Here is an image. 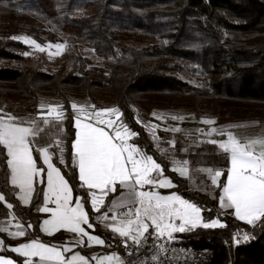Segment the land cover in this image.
Returning a JSON list of instances; mask_svg holds the SVG:
<instances>
[{
	"label": "trees",
	"instance_id": "obj_1",
	"mask_svg": "<svg viewBox=\"0 0 264 264\" xmlns=\"http://www.w3.org/2000/svg\"><path fill=\"white\" fill-rule=\"evenodd\" d=\"M6 18L34 19L54 35L86 44L109 65L107 76L85 68L86 61L77 47L70 45L59 56V65L48 69L50 62L45 56L27 57L26 45L0 36V96L31 100L27 104L36 110L39 97L49 95L63 106L64 163H60L54 145L49 149L74 198L86 201L94 235L115 246L116 242L94 222L88 192L81 187L73 164L75 129L69 97L92 99L96 90L106 89L123 114L121 120L138 134L130 143L152 155L164 169V177L171 179L173 187L162 192L177 193L195 203L204 210V221L218 218L226 225L197 227L182 237V243L195 251L197 264H264V222L253 226L229 213L219 215L218 194L188 190L187 180L171 170L132 109L142 95L164 99L165 108H191L198 117L205 114V104L211 103L223 120L264 121V0H0V19ZM137 38L143 46L133 45ZM195 75L200 86L189 83ZM211 116L209 111L206 117ZM33 153L34 158L39 156ZM189 156L196 164L218 166L224 172V182L228 159L215 145L199 147ZM6 161L5 149L0 146V194L5 197L0 202V218L8 214L10 203L15 218L30 227L31 237L46 241L39 231L42 216L38 213L45 182L35 184L29 206H22L9 183ZM37 164L43 167L40 159ZM117 194H109L101 210ZM238 233H248L252 238L233 246ZM0 239L4 243L0 255L22 264L18 255L5 248L7 240L1 232ZM114 249L119 252L117 246Z\"/></svg>",
	"mask_w": 264,
	"mask_h": 264
},
{
	"label": "snow or ice",
	"instance_id": "obj_2",
	"mask_svg": "<svg viewBox=\"0 0 264 264\" xmlns=\"http://www.w3.org/2000/svg\"><path fill=\"white\" fill-rule=\"evenodd\" d=\"M11 38L33 45L41 52L45 51L44 47L29 37ZM55 47L58 50L56 54H60L65 46L56 44ZM40 108L39 120L45 126L52 123L49 116L53 113L56 114L54 119L57 124L66 119L61 105L41 104ZM45 108L47 114H44ZM71 108L77 113L74 117L76 132L72 143L73 163L78 167L81 187L89 190L92 209L99 212L109 194L118 193V189L126 190L111 201V207L108 209V212L112 213L111 219L118 225L113 226L111 230L125 238L123 241L125 247H129L128 241L140 247L150 237L156 241L165 238L171 241L174 239V233L177 232L192 231L197 227L212 229L226 226L219 219L205 222L202 216L204 210L182 196L176 193L165 196L156 190L172 187V181L164 177V169L152 155H148L139 146L129 143V140L138 134L121 120L123 114L118 108L97 109L95 105L88 108L75 103ZM153 116H156V113H153ZM156 118L162 119L161 116ZM171 119L184 118L173 115ZM137 123L140 121L137 120ZM202 123L214 124L215 121L204 119ZM175 130L179 131V129ZM43 131L36 119L24 122L11 114H0V146L6 149V163L11 173V184L19 188L22 194L20 198L27 204L35 191L34 184L37 181L44 183L46 175V190H42L44 206L38 211L51 213V219L43 221L45 226L43 231L51 235L52 229L59 231L64 228L81 237L87 236L89 244L92 242L104 244L102 239L89 235L82 227V225L93 227L89 222V214L85 211L86 201L77 197L73 205L72 188L61 174L60 168L52 162L49 148L53 145L37 146V137ZM60 131L63 129L61 128ZM215 132L216 129H212L208 135ZM220 135H226L227 139L220 141L212 139L207 142L218 145L230 161L226 182L219 180L224 175L222 170L201 169L200 171L207 172L212 185L222 189V194L219 196L220 207L234 209V215L238 220L255 226L258 222H264V137L241 142L230 131L220 132ZM153 138L156 139L155 136ZM62 143L61 140L55 143V147L59 149L60 163H64ZM170 143L173 146L175 144L174 141ZM34 151L39 153L37 158L33 156ZM40 158L43 159L46 170L44 167H38L37 160ZM176 163L178 166L172 171L187 177L188 161ZM146 186H150L149 190H145ZM94 190H98L99 195ZM4 199L5 197L0 195V201ZM49 203L54 204L55 207H48ZM7 207L11 209L13 205L9 203ZM124 207L128 209L126 212H117L118 208ZM107 216L106 212L104 217ZM17 228L19 229L20 226L17 225ZM150 228L152 232H149ZM0 232H8V229L0 228ZM8 235L24 236L25 232L18 230L8 232ZM251 238L248 233H244L242 237L236 234L234 242L240 244ZM78 243L83 244V240ZM2 246L3 241L0 240V247ZM154 249L150 257L151 264H162L160 257L167 249L163 243L154 245ZM11 251L28 257L24 264H33L31 257H38L36 264H88L87 259L79 253L66 260L56 246H48L38 240L20 244ZM64 251L70 252L71 249L64 248ZM94 259L97 260V264H113V262L124 264L116 253ZM0 264H14V261L0 256ZM142 264L148 262L144 261Z\"/></svg>",
	"mask_w": 264,
	"mask_h": 264
},
{
	"label": "rangeland",
	"instance_id": "obj_3",
	"mask_svg": "<svg viewBox=\"0 0 264 264\" xmlns=\"http://www.w3.org/2000/svg\"><path fill=\"white\" fill-rule=\"evenodd\" d=\"M7 35L10 38L13 36H26L29 37L37 42L41 47L45 48V51L41 52L38 49H36L33 45L26 44L22 40H18L24 45L28 47V55H25L27 57L36 58L39 55L45 56L50 64L47 66L48 69H54L59 65V56L63 53V51L69 47L70 45H75L77 47L78 53L80 56L86 61L85 68H91L94 70H97L100 74L103 76L108 75V63L104 62L102 59L94 55L92 50L84 43L78 42L75 39L67 36H61V35H54L51 33L50 29L43 26L42 24L38 23L34 19H27L24 21H19L15 19H0V36ZM56 44H62L65 47L60 51V54L57 53V49L55 47ZM133 45L135 47H141L144 44L140 39H135L133 42ZM197 78V75H195L194 78L189 79V83L192 85L200 86L201 83ZM138 100L135 101L132 105L133 112L135 114V117L137 120L140 121V124L147 130V132L150 134V137L154 143V147L156 150H158L161 154H163L167 160L169 161L171 165V170L178 166L176 162H183L188 161V176L183 177L187 180V188L190 191L201 193V194H207L210 196H215L217 194H220V187H216L212 185L211 179L207 172L200 171L201 169H213V170H221L218 166L212 167L210 165H199L196 164V159H192L189 154L195 153L196 149L199 147H203L207 144H212L207 141L215 139L217 141L220 140H226L227 136H221L220 132H232L233 135L236 134L239 136L241 133H237L236 130H232L231 127L234 125L233 122L229 120H223L219 117V114L215 111L214 104L206 103L205 104V114L201 117L196 116L195 111L191 108H165L162 105V102H164V99L157 98V97H150V96H142L139 95ZM71 105L75 103L78 106H85L90 108V106L95 105L97 109H106V108H116L114 99L111 95V93L106 89H98L94 92L92 99H87L82 96H70L69 97ZM31 103V100L26 99H18L15 97H1L0 96V105L3 107H9L12 109H26L28 110V115H33L34 111L35 114L40 113L41 114V108L40 105H52L57 106L61 105L60 101L53 97V96H47V95H41L39 97L38 105L35 107L36 110H34V107H31L29 104ZM34 110V111H33ZM61 109H58V111ZM73 110V109H72ZM211 111L212 116L206 117V114ZM153 113H156V116H161L162 119H157L156 116H153ZM44 114H47V108L44 109ZM27 115V114H26ZM55 113H53L51 116H49L50 121L52 122L49 126L42 125L39 126H45L46 132H47V140L55 146V143L57 140H61V135L63 134V131H60V129H63L62 124H57L55 122ZM74 117L77 115L76 112L73 111ZM177 116V117H183V120L171 119V116ZM115 119V117H112ZM209 119L215 121L214 124H204L202 123V120ZM39 124V122H37ZM43 128V127H41ZM175 129H179V131H176ZM212 129H216L215 133H212L211 135H208V133L211 132ZM235 132V133H234ZM155 136L156 139L153 137ZM131 140V139H130ZM129 140V142H130ZM62 141V140H61ZM174 141V146L172 145V142ZM215 145L216 144H212ZM62 146V145H61ZM57 149V154L59 156V149ZM216 150L218 152V149L216 147ZM177 173V172H176ZM179 175V173H177ZM180 176V175H179ZM182 177V176H181ZM166 178V177H165ZM79 180V178H78ZM221 181V177L219 178ZM80 185L82 182L79 180ZM150 187V186H149ZM149 187L146 186V190H149ZM173 187V186H172ZM171 187L167 188H159L156 189L159 191L161 195H171L173 193H164L163 190H167ZM84 189L87 190L90 204H91V197L89 195V190L84 187ZM97 194L99 195L98 190ZM177 194V193H176ZM128 209L119 210L117 212H126ZM217 213L222 215L223 211L220 207V205L217 204ZM230 213V212H229ZM223 216V215H222ZM100 220L96 223L100 230L112 238V240L120 239L122 237L119 236L118 233L113 232L111 229L113 226H118L115 221H113L111 218L107 217L105 218L104 215H100ZM218 219V218H215ZM207 222V221H205ZM221 222V221H220ZM222 223V222H221ZM219 228V227H218ZM153 230L150 228L149 232H152ZM239 236H243L244 233H238ZM177 240H180L181 237H177ZM241 244V243H240ZM240 244H236L233 240V246H237ZM79 253L81 252H74ZM106 255H111V253H101V254H94L91 257H85L88 261V264H97V260L94 259V257H103ZM83 256V255H82Z\"/></svg>",
	"mask_w": 264,
	"mask_h": 264
},
{
	"label": "crops",
	"instance_id": "obj_4",
	"mask_svg": "<svg viewBox=\"0 0 264 264\" xmlns=\"http://www.w3.org/2000/svg\"><path fill=\"white\" fill-rule=\"evenodd\" d=\"M0 110H2V113H0V114H11V115H13L15 117L20 118V120L24 121V122L36 119L37 122H39V125L41 124L40 123L41 120H39V117L41 116L40 113L33 114V115H28L29 112L26 109H20V107L18 109H15V108L12 109V108H9V107H3L1 105H0ZM74 123H75V121H73V125H74ZM233 124L234 125L231 127V129L233 131L236 130L237 133H239V132L241 133L239 136H237L236 134H234V136L237 139H239L241 142H246L248 140L264 137V121H259V122L258 121H248V122H238V123H233ZM42 125H43V122H42ZM42 125L40 127H43L44 131L41 133V135L39 137H37V142H36L37 146H47V145H49L48 141H47V138H46V136H47V132H46V129H45L46 127L42 126ZM25 126H27V123H25ZM74 129H75V127H74ZM75 132H76V129H75ZM216 147H217L219 153L224 154L222 152V150L218 147V145H216ZM49 152L51 153L50 149H49ZM5 153H6V149H5ZM38 155H39V153H38ZM33 156H34V153H33ZM72 158H73V149H72ZM40 160H41V163H42L43 167L46 170V165L43 164V159L40 158ZM52 162H53V160H52ZM229 167H230V161L228 160V165H227V168H226V174H227V169ZM75 168L77 170V174H78V178H79L78 167L75 166ZM8 171H9V183L15 189V197H16V199L18 200V202L22 206H29L31 200L29 201V203L25 204L24 201L20 198L22 194H21V192H20L18 187H15V186H13L11 184V173H10V169L9 168H8ZM224 182H226V177H225ZM36 183H39V182L37 181ZM35 184H34V187H35ZM147 187H149V186H147ZM44 190H46V175H45ZM124 191H126V190H119L118 189V194L121 193V192H124ZM220 191H221L220 194H218V196H217V204L218 205H219V196L222 194V189H220ZM117 195H115V197H113L110 200L109 204L107 205V207L104 210H101V207H100V211L99 212H97V211L92 209L91 204H90V200H89L90 208H91L92 212L94 213V222L95 223H97L100 220V218H99L100 215L102 216L106 212L108 213L107 217L111 218L112 213L108 212V209L111 207V201L113 199L117 198ZM76 198H74V196L72 194L73 205L75 204ZM0 202H3V201H0ZM43 206H44V201L42 200L41 207H43ZM48 207H55V205L49 203ZM123 209H127V207L118 208L117 211L123 210ZM221 209L223 211L222 215H227L230 212L229 214L235 220L240 221L242 223H245L244 221L238 220L235 217L234 209H224V208H221ZM8 210H9L8 214L6 216L0 218V228H7L8 232H16L18 230H23L25 232V235L24 236L13 237L11 235H8V232H1V233H3L5 235L6 240H7V244H6L5 248L7 250L11 251V249L13 247H18L20 244L31 243L33 240H38V239H35V238L31 237V235H30V227L21 224L19 222V220L15 218V216L12 214V212L10 211L9 208H8ZM38 213H40L41 216H42L41 217V222H40V225H39V231L44 237H46L45 238L46 241H40V240H38V241L41 242V243H44V244H46L48 246H56L57 250L61 251L63 253V256L65 257L66 260L70 259L71 256L75 255L74 252H81V254L83 256H85V257H88V256L91 257L94 254H101V253H107V252L111 253V254H113V253L117 254V252L115 251L114 248H116L117 241L119 239L113 240L114 242H116L114 244L115 246L113 247V246L107 245L105 243L104 244H96L95 242H92L91 244H89L87 236L81 237L78 234L73 233V232H71V231H69L67 229H64V228H61L59 231H56V230L52 229L51 230L52 234L49 235L48 233L43 231V228L45 227L43 225V221L45 219H51V213H43V212H40V211H38ZM245 224H247V223H245ZM17 225L20 226L19 229L17 228ZM82 227L85 229V231L89 235H94L92 233L93 227L89 228L87 225H82ZM94 236H96V235H94ZM81 239L83 240V244L78 243V241H80ZM0 240H2V239H0ZM3 247H4V243H3V246L0 247V250H2ZM64 248H70L71 251L70 252H65ZM11 252H13V251H11ZM13 253L18 255L22 259V264H24L25 260L29 259L28 257L21 256L19 253H16V252H13ZM4 258L10 259V258H7V257H4ZM30 259L33 261V264H36V261H38V257H31ZM14 264H19V263L14 261ZM113 264H114V262H113Z\"/></svg>",
	"mask_w": 264,
	"mask_h": 264
},
{
	"label": "built area",
	"instance_id": "obj_5",
	"mask_svg": "<svg viewBox=\"0 0 264 264\" xmlns=\"http://www.w3.org/2000/svg\"><path fill=\"white\" fill-rule=\"evenodd\" d=\"M201 1L207 2L209 0ZM189 232L174 233V239L171 241H168L166 238L156 241L150 237L140 247H137L131 241H128L129 247H125L123 242L125 238H121L117 241L116 245L119 250L117 255L124 261V264H142L144 261L151 264L150 257L155 251L154 245L163 243L167 251L160 257L162 264H197L195 251L182 243V237ZM177 237H181V239L177 240Z\"/></svg>",
	"mask_w": 264,
	"mask_h": 264
}]
</instances>
